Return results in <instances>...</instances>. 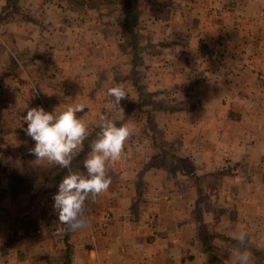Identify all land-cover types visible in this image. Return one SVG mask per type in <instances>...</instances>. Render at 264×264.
Segmentation results:
<instances>
[{
    "label": "crops",
    "instance_id": "1",
    "mask_svg": "<svg viewBox=\"0 0 264 264\" xmlns=\"http://www.w3.org/2000/svg\"><path fill=\"white\" fill-rule=\"evenodd\" d=\"M84 1L14 0L0 19V264H207L204 234L227 243L219 264H264V0ZM222 46L233 65L212 84L196 63ZM74 103L71 167L37 160L23 116ZM101 116L132 132L73 231L52 197L83 174Z\"/></svg>",
    "mask_w": 264,
    "mask_h": 264
},
{
    "label": "clouds",
    "instance_id": "2",
    "mask_svg": "<svg viewBox=\"0 0 264 264\" xmlns=\"http://www.w3.org/2000/svg\"><path fill=\"white\" fill-rule=\"evenodd\" d=\"M105 95L110 98L109 105L113 110L123 111L121 100L126 93L120 85L108 88ZM84 107L80 103L70 104L58 115L47 112L43 107L27 111L23 116L27 124L24 131L35 142L30 151L37 160H45L60 169L71 167L86 138V125L76 115ZM100 119L102 123L97 138L82 163L83 174L69 171L52 197V207L59 221L73 231L88 227L84 215L85 201L95 200L98 194L108 190L111 177L107 174L106 162L121 158L125 141L132 132L127 124L117 126L103 116ZM247 260L245 256L244 264H247Z\"/></svg>",
    "mask_w": 264,
    "mask_h": 264
},
{
    "label": "rangeland",
    "instance_id": "3",
    "mask_svg": "<svg viewBox=\"0 0 264 264\" xmlns=\"http://www.w3.org/2000/svg\"><path fill=\"white\" fill-rule=\"evenodd\" d=\"M85 1L87 2L88 0H85ZM224 49L226 50L227 47L222 46V47L213 48L211 50V56L208 55L206 57L205 61H200V62L197 61V63H196V65L199 64L200 66H203V63L206 65L207 76H205V79L212 82V84H215L214 81L216 79L218 82H220L219 78H221V79L225 78L223 75H225L227 73V71H229L228 68L233 65L232 61H228L229 58H222V57H224V53H225ZM1 58H2V56L0 55V59ZM233 59H235V57ZM1 62L6 64V65L8 63V61L6 59H4V61H3V59H1ZM211 75H213V76L217 75L218 78L215 77V80L212 81L210 78V77H212ZM222 211H223V209H222ZM219 242H220V244H214V246L218 249V250L215 249L216 251L215 250L213 251V256H214L215 260H218L220 258L221 259H228V257H230L229 253L227 251H225L226 250L225 244H227V243L221 239H219ZM219 262H220V260H219Z\"/></svg>",
    "mask_w": 264,
    "mask_h": 264
},
{
    "label": "trees",
    "instance_id": "4",
    "mask_svg": "<svg viewBox=\"0 0 264 264\" xmlns=\"http://www.w3.org/2000/svg\"><path fill=\"white\" fill-rule=\"evenodd\" d=\"M91 2L94 0H90ZM8 6L6 9L3 10V12L0 14V19H7L9 16L12 15V13H18L19 8L16 6L14 0H8L7 2ZM204 232V231H203ZM203 244L207 246V252H208V258H207V264H219V260H215L213 256L214 249L209 245L211 241V236L204 234L203 236ZM258 258L264 259V256L261 253H255ZM215 262V263H214Z\"/></svg>",
    "mask_w": 264,
    "mask_h": 264
}]
</instances>
